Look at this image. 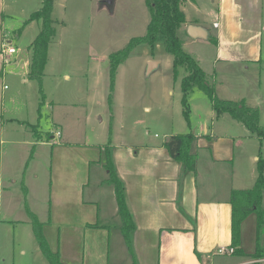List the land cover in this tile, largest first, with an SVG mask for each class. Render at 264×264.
<instances>
[{
  "label": "rangeland",
  "instance_id": "obj_1",
  "mask_svg": "<svg viewBox=\"0 0 264 264\" xmlns=\"http://www.w3.org/2000/svg\"><path fill=\"white\" fill-rule=\"evenodd\" d=\"M4 2L5 27L17 52L10 56L6 74L0 78L5 84L4 119L8 118L5 123L0 121V177L5 178L3 188L16 189L20 186V176L25 173L27 200L33 203L40 219H46L48 215L58 141L82 143L87 139L93 150L98 151L107 139L136 148L144 143H159L171 134L194 130L204 134L212 129L225 132L224 121L212 118L210 100L198 88L189 97V124L184 118L181 79L186 72L180 67L177 76H173L172 55L165 50L162 36L152 46L141 43L131 50L119 64L110 90L108 57L123 48L130 38L145 33L149 10L144 0H55L52 18L56 33L49 43L41 80L45 96L42 104L38 81L27 75L30 44L41 23L37 20L24 23L33 11L39 9L41 0ZM193 6L200 9L197 13L200 17L204 12L207 19L205 29L212 36L216 30L212 21L216 18L217 2L194 0ZM261 10L264 57V0ZM186 33L187 29H177L183 49L192 56L202 52L207 55L201 63L207 72L212 73L213 48L206 42L207 37H196L198 41L191 44ZM149 62L155 65L148 73ZM249 65L247 72L241 64L231 66L225 76L231 94L222 92L218 86L214 87L215 93L218 97L234 94L243 97L248 104L258 108L259 125L264 128V64L262 68L260 64ZM207 79L212 81L209 74ZM233 124L232 132L237 139L233 147V154L238 157L236 170L240 174L250 170L257 173L258 158L253 160L251 156L264 160V138ZM16 173L20 175L18 179L12 175ZM92 173L94 179V167ZM198 181L200 184V179ZM6 194L3 193L1 202L8 207L4 203ZM261 205L264 210V191ZM20 239L24 244L34 241L31 231L22 232ZM114 241L115 238L111 237L109 264H132L129 250L121 249ZM261 244L264 247V231ZM12 247L11 233L2 232L0 224V264H11L12 261L21 264L24 260Z\"/></svg>",
  "mask_w": 264,
  "mask_h": 264
},
{
  "label": "crops",
  "instance_id": "obj_2",
  "mask_svg": "<svg viewBox=\"0 0 264 264\" xmlns=\"http://www.w3.org/2000/svg\"><path fill=\"white\" fill-rule=\"evenodd\" d=\"M215 2L217 13L212 27L216 30L206 38L213 48L212 73L207 72L201 63L207 55L202 52L193 57L206 75H210L213 87L218 86L222 92L231 94L225 76L232 65L241 64L247 72L249 64H260L261 68L264 64L260 32L262 0H211L212 4ZM193 3L194 0H183L181 5L185 22L179 28L185 31L189 25L205 28L207 24L204 12L200 17L197 14L200 9ZM5 16V2L0 0V78L6 74L10 56L17 52L16 47L15 53L2 52L5 43L12 45L5 27ZM186 35L189 43L198 41V38ZM4 89L5 84L0 79L1 123L8 119H4ZM218 98L245 101L236 94ZM226 116L229 120H225ZM212 118L224 121L225 132L212 129L210 133L202 134L192 131L196 153L194 170H184L182 164L170 156L163 145L164 140L133 148L107 139L110 158L123 182L134 222L130 234L132 264L133 261L135 264H264V256L251 258L235 253H215L216 248L231 245V190L251 188L257 173L250 170L240 174L235 167L238 157L233 154L237 142L232 132L233 123L249 130L227 113L216 116L212 109ZM106 143L97 151L87 139L82 143L57 142L46 219H40L33 203L27 200L25 173L21 176L12 174L17 179L20 176V186L16 189L3 188L5 178L0 177V224L2 232L11 233L12 248L24 259L21 264H46L45 261L50 264L37 244L31 214L42 223L49 249L58 253L61 264H109L111 237L121 249H127L120 229L114 188L107 183ZM3 193H7L4 203L11 210L1 202ZM30 231L34 241L24 244L20 234ZM255 240L256 216L251 213L241 223L239 248L244 254H251L255 251ZM11 264L18 263L12 261Z\"/></svg>",
  "mask_w": 264,
  "mask_h": 264
},
{
  "label": "trees",
  "instance_id": "obj_3",
  "mask_svg": "<svg viewBox=\"0 0 264 264\" xmlns=\"http://www.w3.org/2000/svg\"><path fill=\"white\" fill-rule=\"evenodd\" d=\"M149 10V21L145 33L141 36L130 38L128 43L120 50L109 55L110 90L114 86V78L117 68L130 54L131 50L138 44L146 43L153 45L159 36L165 42V50L172 55V72L176 77L178 69L183 67L186 74L181 79V104L184 118L189 124V97L195 88L201 90L209 98L211 107L216 116L227 113L233 119L241 122L252 134L258 138H264V128L259 125V110L249 106L244 100L233 101L218 98L214 87L207 79L206 73L199 66L195 58L185 51L177 36V29L185 22V15L181 9L183 0H144ZM55 0H41L39 9L33 11L24 23L33 20L40 21L41 28L30 44L31 58L28 65V77L39 83L41 94L40 104L44 101V94L41 88L43 71L48 58V47L52 37L56 33L52 11ZM163 145L170 156L179 161L184 170H194L196 166L195 135L192 131L184 134H172ZM109 141L104 146L105 167L108 172L107 183L114 188L117 205V213L120 220V229L127 249L133 258L130 246V234L134 230V222L131 217L125 198L124 185L118 177L113 162L110 158ZM257 177L251 188L233 189L230 192L229 202L231 204V245L237 255L251 258L264 256V247L261 239L264 231V210L261 205L264 191V160L257 159ZM251 213L256 216V246L251 254H244L239 248L240 227L242 221ZM33 233L37 244L50 264H61L57 252L49 249L47 240L42 232V223L37 217L31 214ZM133 264L135 262L133 261ZM257 264V263H253Z\"/></svg>",
  "mask_w": 264,
  "mask_h": 264
},
{
  "label": "built area",
  "instance_id": "obj_4",
  "mask_svg": "<svg viewBox=\"0 0 264 264\" xmlns=\"http://www.w3.org/2000/svg\"><path fill=\"white\" fill-rule=\"evenodd\" d=\"M2 52L12 54V53L16 52V48L13 45H10L9 43H5L3 45ZM55 135L58 136L59 132L56 131ZM233 252H234V248L232 246H227V247L220 246V247L216 248V250H215L216 254H231Z\"/></svg>",
  "mask_w": 264,
  "mask_h": 264
},
{
  "label": "water",
  "instance_id": "obj_5",
  "mask_svg": "<svg viewBox=\"0 0 264 264\" xmlns=\"http://www.w3.org/2000/svg\"><path fill=\"white\" fill-rule=\"evenodd\" d=\"M187 33L191 37H207V30L205 28L199 27V26H193L189 25L187 27ZM155 65L153 62H149V66L147 69V72L149 73L152 69V67Z\"/></svg>",
  "mask_w": 264,
  "mask_h": 264
}]
</instances>
